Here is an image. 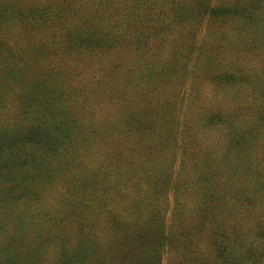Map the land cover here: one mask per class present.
Returning <instances> with one entry per match:
<instances>
[{
  "label": "rangeland",
  "instance_id": "374dc122",
  "mask_svg": "<svg viewBox=\"0 0 264 264\" xmlns=\"http://www.w3.org/2000/svg\"><path fill=\"white\" fill-rule=\"evenodd\" d=\"M0 264H264V0H0Z\"/></svg>",
  "mask_w": 264,
  "mask_h": 264
}]
</instances>
